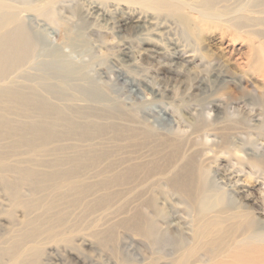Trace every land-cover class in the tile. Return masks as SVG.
Instances as JSON below:
<instances>
[{
	"label": "bare ground",
	"instance_id": "obj_1",
	"mask_svg": "<svg viewBox=\"0 0 264 264\" xmlns=\"http://www.w3.org/2000/svg\"><path fill=\"white\" fill-rule=\"evenodd\" d=\"M76 1L0 0V264H64L74 253L86 264L78 247L119 256L125 237L134 239L139 264H264V225L255 217L264 211L231 198L223 202L213 184L217 174L212 171L213 183L206 177L210 159L204 154L228 155L236 135L249 137L248 124L229 118L232 103L261 118L255 128L264 123V0H83L86 8L73 14ZM58 3L78 18L79 33L94 39L114 34L118 54L128 59L131 43L151 45L154 36L169 43L171 61L194 63L193 51L185 55L188 46L173 42L172 24L152 13L189 26H222L212 38L222 45L224 65L210 59V71L187 77L189 88L213 96L201 112L190 101L178 106L187 134L136 115L97 81L73 87L58 51L37 67L49 29L61 27L62 44H71ZM228 65L241 71L231 76ZM115 73L117 81L126 79L120 69ZM154 78L165 85L176 80ZM242 79L254 93L242 90ZM229 80L234 93L217 98ZM131 86L158 95L150 85ZM165 122L173 124L169 117ZM204 135L213 143L203 142ZM245 157L240 166L264 173V153Z\"/></svg>",
	"mask_w": 264,
	"mask_h": 264
},
{
	"label": "rangeland",
	"instance_id": "obj_2",
	"mask_svg": "<svg viewBox=\"0 0 264 264\" xmlns=\"http://www.w3.org/2000/svg\"><path fill=\"white\" fill-rule=\"evenodd\" d=\"M76 3L79 4L76 5L77 7L74 6L75 10L73 11V14L86 8L83 0H77ZM62 5L65 6L66 3H58L56 5V9L58 13L60 12V19L64 23H67L68 27H70L73 32L71 44H62V42H64L62 40L64 31L61 27L55 26L54 28L49 29V35L46 36V39L44 37V55L42 58L40 57L37 59V67L41 68L42 65H46L48 63L49 58L45 56L49 52L58 51L63 55L61 58V65L67 70L65 72L66 74H69L68 78L71 76L70 82L73 87H80V84H84L86 86L97 81V85L105 86L109 89V91L112 89V91H110V93H112L109 94L112 97L114 96L113 98L117 97L119 101L123 102L124 105L126 104V107L131 109L136 115L148 118L147 120H151L150 122L155 126L160 124L165 126L164 124H166L165 128H170L169 130L172 132L182 135L187 134L189 129L186 126V122L181 117V111L178 106L183 102L190 101L191 106L201 112L202 106L213 100V96L210 94L211 90H208L206 93H199L194 91L191 87L189 88V79L187 80V77L193 78L203 69L210 71L207 66V62L210 59L216 60L222 66L224 65L222 59V45L218 44L217 41H214L212 38L215 30L217 29L216 27L222 28V26L215 23H208L202 28L200 25L205 22L200 24V27L194 25L189 26V21L187 24H184L179 17L168 16L166 18L164 15L152 13L155 17L166 19L167 24H172L171 30L173 37L175 38V41L173 42L188 46L190 51H188L185 55H191V52L193 51L196 58L194 63L186 65L180 62V60L175 59L171 61L169 58V54L171 53L169 50L171 48L169 43H167V41L159 42L154 36H152L154 41L151 45H138L137 43H131L130 45L133 51V58L128 59L127 57L120 56L118 54V48L116 45L117 40L115 39L114 34H103L100 35L99 38L94 39V37H91L87 31L80 30L79 33L77 28L79 25L78 18L70 15L68 13V8L64 9ZM78 16L80 17L81 14L79 13ZM187 16L190 21L194 20V14L187 13ZM93 22H95V24L98 23L96 20ZM75 35H79L80 37L78 36V38H75ZM238 36L243 38L240 34H238ZM141 49L145 50L144 54L138 55L137 51H140ZM177 49L179 50L181 47H178ZM66 55H68V57H66ZM119 59L121 61H119ZM224 68L228 69L229 75L231 76L241 71H239L238 68L229 65ZM118 69L125 74L126 79L122 80V82H126L122 83L121 81L116 80L115 71ZM241 69H243V67H241ZM58 72L60 73L61 69ZM102 72L103 75H101ZM158 73H160L161 76H169V78L172 77L176 80H168L165 85L163 81L154 78ZM229 82L231 83H227L218 91L219 94H217V98L219 95H232L234 93V84L230 80ZM249 82L251 81L248 79H242L241 88L247 93H254V89ZM133 83L137 84L141 90V86L145 87L146 84L154 87V89L157 88L156 90L158 91L159 96L157 95L154 97L150 95L146 89L137 93L135 91L136 88H132L131 86ZM170 84L178 85L179 89L175 91L171 90ZM115 95L117 96L115 97ZM163 106L165 108H162ZM154 108L157 111H154ZM164 110L167 111V117L171 119V123L173 124L168 125V123L165 122L167 117L162 114ZM245 110H248V108L244 107L243 104L237 101L229 105L227 112L229 118L240 119L250 126L248 134L249 137H245L243 134L236 135L232 139L233 145H236L235 148L232 147V152L228 155L224 153L217 154L215 156L216 159L211 150H206L204 153L205 157L210 159V166L206 177L213 183V172L217 174L214 179L216 184H213L216 188H218V191L220 190L219 192H221L223 202L228 203L230 200L229 198H231V200L235 201L238 206L245 205L252 210L264 211V173L249 164H245L247 166H243L244 168L239 165L240 159L241 161L243 159V162L246 161L245 153H251L254 155H258L260 152L264 153V123L262 125L259 124L261 126L255 128L253 124L258 123L253 121L260 120L261 118L253 117L252 113L249 117L248 113L247 115L244 113ZM205 111L204 114H209L208 116L210 118L213 117V111ZM152 113H155L154 116ZM156 114H159L160 116H157ZM161 119H163L164 122H162ZM159 121L162 123H159ZM202 138L203 142H206L208 145L212 144L214 141V138L210 135H204ZM236 157L239 161H237L238 159L236 160ZM212 158L213 163H211ZM223 197L225 199H223ZM255 217L261 225H264V215H255ZM130 236H132V234H130ZM87 243H92L94 245L91 240H88ZM118 248L120 249V255L118 256V254H116L113 256L105 250H103L105 252L99 251L96 249V246H93L92 248L88 246L78 247L80 253L82 251L81 257L87 260L86 264H90L92 261V264H120L123 260L124 263L126 262L125 264H139V262H141L136 251V243L132 237H125L124 243L122 246L119 244ZM141 253L144 257L147 256L144 251ZM74 255L80 257L79 253H74ZM74 255L71 254V260H65L64 264H80Z\"/></svg>",
	"mask_w": 264,
	"mask_h": 264
}]
</instances>
